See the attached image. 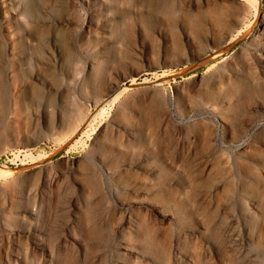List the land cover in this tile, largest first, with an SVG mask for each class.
Here are the masks:
<instances>
[{"label": "rangeland", "instance_id": "obj_1", "mask_svg": "<svg viewBox=\"0 0 264 264\" xmlns=\"http://www.w3.org/2000/svg\"><path fill=\"white\" fill-rule=\"evenodd\" d=\"M98 1L111 45L88 0H0V264H105L128 199L175 217L160 264H264V0Z\"/></svg>", "mask_w": 264, "mask_h": 264}, {"label": "bare ground", "instance_id": "obj_2", "mask_svg": "<svg viewBox=\"0 0 264 264\" xmlns=\"http://www.w3.org/2000/svg\"><path fill=\"white\" fill-rule=\"evenodd\" d=\"M87 11L90 13V24L93 23L95 19H97L96 28L98 29L99 35H101V41L104 44H113V39L109 38V35H107L109 34L108 29L111 25L113 27V24L120 23L119 16H112L111 12H108L107 16L111 15V19L109 21L106 20V12L102 10V4L98 0H88ZM10 21L12 22L14 20L12 19ZM258 36L264 39V20L261 21V28L258 31ZM48 38L49 36L43 37L42 33L38 32L37 36L34 38V41L36 42V45H42ZM50 41L54 42L56 45H59L57 43H60V45H62V43L64 44V40L57 38L56 36H51ZM257 45L264 44L259 43ZM262 52L264 53V51ZM121 89L122 88H120L117 83H111L106 95L109 97L111 95L118 94ZM113 130L117 133H122L127 137V139L132 138L137 132V130L131 126H122L117 123H113ZM122 148H124V146ZM133 150L135 153H137L136 149ZM139 156H141L143 159L131 163L122 162L116 170H110L108 166H104V169L107 174H117L118 172L129 174L132 171L134 172V170L144 171L147 174H152L153 171L148 169L145 165L144 160L147 159V156L145 154H141ZM103 161L104 160H101V158L99 159L100 163H103ZM10 172L11 169L0 166V178L4 177ZM118 186L127 192H132L134 190V187L130 184H118ZM119 208L122 211L121 221L116 224L112 237L106 246L100 251V253H97L99 258L104 255L105 264H160L158 260L149 256L146 246L150 240H157V238H159V235L161 234V224L169 220L175 221V217L169 215L161 205L146 204L139 209V207L137 208L136 203L129 199L121 201L119 203ZM141 212L149 214L152 218L151 225L144 228L145 231L143 230L144 223H142L138 215ZM179 232H181L184 236H192L191 230L179 229ZM240 240L244 242L246 237H240ZM233 241L234 243L238 242L239 236H234ZM173 263L190 264L191 260L186 251H184L179 246H176L173 249L172 264Z\"/></svg>", "mask_w": 264, "mask_h": 264}]
</instances>
